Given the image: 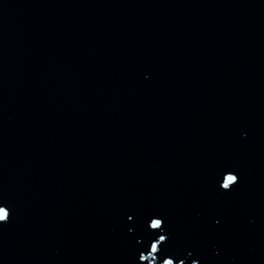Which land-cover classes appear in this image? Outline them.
I'll return each instance as SVG.
<instances>
[{"label": "water", "instance_id": "95a60500", "mask_svg": "<svg viewBox=\"0 0 264 264\" xmlns=\"http://www.w3.org/2000/svg\"><path fill=\"white\" fill-rule=\"evenodd\" d=\"M0 206V264H264V0H0Z\"/></svg>", "mask_w": 264, "mask_h": 264}, {"label": "snow or ice", "instance_id": "6c2138e0", "mask_svg": "<svg viewBox=\"0 0 264 264\" xmlns=\"http://www.w3.org/2000/svg\"><path fill=\"white\" fill-rule=\"evenodd\" d=\"M231 174L223 177V182H219L218 187L225 191V192H230L232 188L239 182V177L237 174H235L233 171H229ZM10 218V211L7 210L6 208L0 206V223H5L8 221ZM128 220H132L133 216L129 215L127 217ZM164 218L159 217V216H153L148 224L147 227L153 230H159L163 227L164 225ZM216 223H219V220L216 221ZM131 231V229H129ZM168 237L164 234H159L158 238L155 239L151 244H150V250L148 251L147 254L145 253H140L138 256V260L143 262L145 260H148L150 257L155 258L153 254L157 253L159 251V247L162 242H166ZM162 264H173V259L172 258H166L163 260ZM179 264H183V261H180ZM192 264H199L197 260H193Z\"/></svg>", "mask_w": 264, "mask_h": 264}]
</instances>
